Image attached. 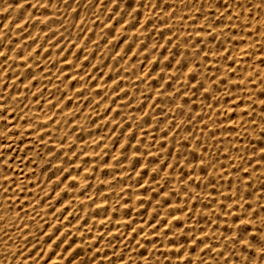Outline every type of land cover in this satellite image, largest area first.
<instances>
[{
    "label": "rangeland",
    "instance_id": "374dc122",
    "mask_svg": "<svg viewBox=\"0 0 264 264\" xmlns=\"http://www.w3.org/2000/svg\"><path fill=\"white\" fill-rule=\"evenodd\" d=\"M170 1L0 0V17L16 9V22L22 18L21 31L18 30L16 36L11 31L0 28V52L3 53L0 55V61L9 52L14 51L11 49L12 44H16V48L22 46L30 60L31 77L40 99L47 100L51 113L55 111L51 123L43 126V123L33 121L32 125L30 120L33 119L32 116L16 117L14 105L9 102L7 96L5 97L7 104H0L2 105L0 106V264H55V262L72 264L74 261H76L74 264L78 262V264H264V232L261 234L264 231L262 230L264 228V72H262L264 70V9H262L264 0ZM205 2L207 4H204ZM144 13L145 18L142 16ZM78 18L81 20L79 21ZM188 25L190 26L187 27ZM245 32L248 34H244ZM238 47H241L242 54L238 51ZM208 52L210 54H207ZM2 70L4 69L0 71V93L1 89L7 87V80L5 76L3 78L5 73ZM138 70L142 73H138ZM214 72H217L219 77ZM235 76L236 79H233ZM218 100H221L222 104L217 103ZM213 116L217 117L218 121ZM228 122L234 124L227 125ZM36 126L37 130H35ZM233 138L235 139L231 140ZM110 146H113V150ZM50 187L54 189L49 190ZM144 190L146 192H142ZM205 191H208V195ZM138 218L143 225L139 224ZM177 220L178 223L180 222L179 225ZM248 221L250 225L247 224ZM258 226L262 228H257ZM100 246H103V249ZM73 251L77 253L74 254ZM192 251L197 255L195 257L199 258H195ZM60 252H62L61 257L57 256ZM125 258H129L130 262L126 263Z\"/></svg>",
    "mask_w": 264,
    "mask_h": 264
},
{
    "label": "bare ground",
    "instance_id": "6f19581e",
    "mask_svg": "<svg viewBox=\"0 0 264 264\" xmlns=\"http://www.w3.org/2000/svg\"><path fill=\"white\" fill-rule=\"evenodd\" d=\"M11 1V0H10ZM12 1H14V0H12ZM21 1V0H20ZM130 1H132V0H130ZM134 1V0H133ZM171 1H173V0H171ZM170 1V2H171ZM189 1V0H188ZM240 1V0H239ZM207 2V1H206ZM204 3V4H207V3ZM218 2V1H217ZM217 2H216V4H217ZM223 2V1H222ZM257 2V1H256ZM259 2V1H258ZM7 3H9V1L7 2ZM76 3V2H75ZM74 3V4H75ZM108 3V2H107ZM141 3V2H140ZM249 3V2H248ZM260 3V2H259ZM1 4V3H0ZM31 4V3H30ZM111 4V3H110ZM189 4V3H188ZM212 4V3H211ZM96 5V4H95ZM103 5H105V4H103ZM179 5V4H178ZM18 6V5H17ZM29 6V5H28ZM28 6H27V8H28ZM141 6V5H140ZM154 6H156V5H154ZM157 6H159V5H157ZM163 6V5H162ZM186 6V5H185ZM188 6V5H187ZM256 6V5H255ZM92 7H93V5H92ZM231 7V6H230ZM244 7V6H243ZM12 8V7H11ZM10 8V9H11ZM84 8V7H83ZM148 8V7H147ZM157 8V7H156ZM162 8V7H161ZM160 8V10H162ZM170 8V7H169ZM206 8V7H205ZM220 8H221V6H220ZM97 9V8H96ZM102 9V8H101ZM106 9V8H105ZM117 9V8H116ZM185 9V8H184ZM237 10H238V8H236ZM262 9H264L263 7H262ZM38 10V9H37ZM149 10H151V9H149ZM160 10L158 11V12H160ZM188 10V9H187ZM232 10V9H231ZM2 11V10H1ZM11 11V10H10ZM7 12L8 14H6V13H4L1 17H0V28L2 29V30H4V31H11L12 32V34H16V32H18V30L19 31H21V26H22V24H21V21L20 20H22V18L19 20L18 19V21L16 22V15H15V13H16V9H12V11L11 12ZM44 11V10H43ZM46 11V10H45ZM84 11V10H83ZM193 11V10H192ZM191 11V12H192ZM196 11V10H195ZM233 11V10H232ZM263 11V10H262ZM38 12V11H37ZM148 12V11H147ZM235 12V11H234ZM245 12V11H244ZM21 13V12H20ZM33 13H34V11H33ZM148 13H150V12H148ZM164 13V12H163ZM194 13V12H193ZM198 13V12H197ZM233 13V12H232ZM237 13V12H236ZM255 13V12H254ZM253 13V14H254ZM264 13V12H263ZM77 14V13H76ZM107 14V13H106ZM122 14V13H121ZM128 15H129V12L127 13ZM126 14V16L128 17V15ZM155 14H156V12H155ZM160 14V13H159ZM199 14V13H198ZM221 14V13H220ZM227 14V13H226ZM225 14V15H226ZM248 14V13H247ZM251 14V13H250ZM26 15V14H25ZM25 15H24V17H25ZM31 15V14H30ZM40 15H41V13H40ZM98 15V14H97ZM144 15H145V13L142 15L143 17H144ZM147 15V14H146ZM164 15V14H163ZM4 16V17H3ZM18 16L19 15H17V18H18ZM22 16V15H21ZM100 16V15H99ZM150 16H152V15H150ZM156 16V15H155ZM165 16V15H164ZM163 16V17H164ZM191 16V15H190ZM244 16H245V14H244ZM259 16V15H258ZM23 17V16H22ZM23 17V18H24ZM37 17H39V16H37ZM81 17V16H80ZM97 17V16H96ZM122 17V16H121ZM182 17V16H181ZM201 17V16H200ZM211 17H212V15H211ZM235 17V16H234ZM20 18V17H19ZM33 18V17H32ZM41 18V17H40ZM125 18V17H124ZM142 18V17H141ZM145 18V17H144ZM143 18V19H144ZM184 18V17H183ZM252 18H253V16H252ZM34 19V18H33ZM79 19V18H78ZM142 19V20H143ZM165 19V18H164ZM188 19V18H187ZM263 19V18H262ZM261 18H260V20H262ZM65 20V19H64ZM81 19H79V21H80ZM137 20V19H136ZM224 20V19H223ZM259 20V19H258ZM79 21H77V24H78V22ZM169 21V20H168ZM181 21V20H180ZM243 21V20H242ZM248 21V20H247ZM29 22V21H28ZM54 22V21H53ZM72 22V21H71ZM82 22V21H81ZM112 22V21H111ZM179 22V21H178ZM225 22V21H224ZM253 22V21H252ZM259 22H262V21H259ZM121 23V22H120ZM139 23V22H138ZM142 23V22H141ZM140 23V24H141ZM163 23V22H162ZM185 23V22H184ZM221 23V22H220ZM37 24H38V22H37ZM37 24H36V26H37ZM43 24V23H42ZM76 24V25H77ZM116 24V23H115ZM114 24V25H115ZM125 24V23H124ZM143 24V23H142ZM153 24V23H152ZM174 24V23H173ZM176 24V23H175ZM186 24V23H185ZM259 24V23H258ZM106 25V24H105ZM146 25V24H145ZM160 25V24H159ZM164 25H166V24H164ZM212 25V24H211ZM224 25V24H223ZM227 25V24H226ZM259 25H261V24H259ZM68 26V25H67ZM139 26V25H138ZM142 26V25H141ZM163 26V25H162ZM168 26V25H167ZM185 26V25H184ZM190 25H188L187 27H189ZM115 27V26H114ZM126 27V26H125ZM219 27H220V25H219ZM26 28V27H25ZM138 28V27H137ZM163 28V27H162ZM238 28V27H237ZM236 28V29H237ZM261 28V27H260ZM44 29H45V27H44ZM72 29V28H71ZM70 29V30H71ZM75 29V28H74ZM96 29V28H95ZM125 29H127V28H125ZM139 29V28H138ZM185 29H186V26H185ZM188 29V28H187ZM224 29H225V27H224ZM258 29H259V27H258ZM31 30V29H30ZM67 30H68V28H67ZM69 30V31H70ZM173 30V29H172ZM175 30V29H174ZM189 30V29H188ZM207 30V29H206ZM249 30H251V29H249ZM252 30H253V28H252ZM260 30V29H259ZM29 31V30H28ZM56 31V30H55ZM117 31V30H116ZM123 31V30H122ZM126 31V30H125ZM137 31V30H136ZM154 31V30H153ZM238 31V30H237ZM237 31H236V33H237ZM262 31V30H261ZM53 32V31H52ZM67 32V31H66ZM156 32V31H155ZM191 32H193V31H191ZM196 32V31H195ZM199 32V31H198ZM243 32H244V30H243ZM251 32H253V31H251ZM260 32V31H259ZM0 33H1V31H0ZM10 33V32H9ZM73 33H74V31H73ZM87 33V32H86ZM124 33V32H123ZM157 33V32H156ZM197 33V32H196ZM241 33V32H240ZM247 32H245L244 34H246ZM71 34V33H70ZM97 34V33H96ZM139 34V33H138ZM150 34V33H149ZM248 34V33H247ZM8 35V34H7ZM131 35V34H130ZM148 35V34H147ZM154 35V34H153ZM193 35V34H192ZM16 36V35H15ZM28 36V35H27ZM71 36V35H70ZM78 36V35H77ZM125 36H128V35H125ZM150 36V35H149ZM173 36V35H172ZM210 36V35H209ZM239 36V35H238ZM19 37V36H18ZM85 37V36H84ZM83 37V38H84ZM115 37H116V32H115ZM153 37V36H152ZM155 37V36H154ZM181 37V36H180ZM202 37V36H201ZM211 37V36H210ZM235 37V36H234ZM243 37V36H242ZM246 37V36H245ZM62 38V37H61ZM181 38H183V37H181ZM190 38V37H189ZM209 38V37H208ZM224 38V37H223ZM244 38V37H243ZM58 39V38H57ZM77 38H75V40H76ZM113 39V38H112ZM155 39H156V37H155ZM155 39H154V41H155ZM210 39V38H209ZM212 39V38H211ZM227 39V38H226ZM225 39V40H226ZM110 40V39H109ZM150 40V39H149ZM157 40V39H156ZM200 40V39H199ZM253 40V39H252ZM257 40H258V37H257ZM261 40H262V37H261ZM13 41H15V40H13ZM44 41V40H43ZM104 41V40H103ZM119 41V40H118ZM180 41V40H179ZM245 41V40H244ZM243 41V42H244ZM255 41V40H254ZM109 42V41H108ZM137 42V41H136ZM135 42V43H136ZM153 42V41H152ZM164 42V41H163ZM209 42V41H208ZM238 43V46H239V40L237 41ZM241 42L242 41H240V44H241ZM251 42V41H250ZM3 43H4V41H3ZM30 43V42H29ZM125 43V42H124ZM158 43V42H157ZM167 43V42H166ZM184 43V42H183ZM197 43V42H196ZM217 43H218V40H217ZM233 43H235V42H233ZM32 44V43H31ZM35 44V43H34ZM188 44V43H187ZM198 44V43H197ZM212 44V43H211ZM229 44V43H228ZM256 44V43H255ZM260 45H262L261 43H259ZM30 45V44H29ZM78 45V44H77ZM127 45V44H126ZM140 45V44H139ZM148 45V44H147ZM150 45V44H149ZM177 45V44H176ZM186 45V44H185ZM205 45V44H204ZM221 45H223V44H221ZM116 46V45H115ZM118 46V45H117ZM136 46H138V45H136ZM158 46V45H157ZM201 46V45H200ZM217 46L218 47H220L218 44H217ZM247 46V45H246ZM99 47V46H98ZM121 48H122V46H120ZM131 47V46H130ZM180 47V46H179ZM194 47V46H193ZM229 47V46H228ZM30 48V47H29ZM116 48H118V47H116ZM133 48V47H132ZM136 48V47H135ZM174 48V47H173ZM203 48V47H202ZM201 48V49H202ZM207 48H209V47H207ZM222 48V47H221ZM239 48V50L238 51H240V48L241 47H238ZM260 48H261V46H260ZM11 49H14V51H12V52H9L8 53V55H6L5 56V58L3 59V58H1L2 60L0 61V71H1V69H4V73L5 74H3V78H4V76H5V80H7V87L6 88H4V89H1L2 91H1V93H0V104H7L6 102H5V97L7 96L8 97V99H10V103L12 104V105H14V110H15V113H16V117H19V115H30V116H32V118L33 119H30L31 120V122H32V125H33V121L35 122V121H37L38 123H43V126L45 125H47V124H49V123H51L52 121H53V115L55 116V111H53L52 113L50 112V107H49V104H48V102H47V100H42V99H40L41 97H40V94H39V92L37 91V88H36V86H35V84H34V80L32 79V77H31V65H30V60H29V58L27 57V55L25 54L26 52H25V50H23V48H22V46H18L17 48H16V44H12V46H11ZM99 49V48H98ZM177 49H178V47H177ZM200 49V50H201ZM210 49V48H209ZM1 50V49H0ZM101 50V49H100ZM99 50V51H100ZM120 50V49H119ZM118 50V51H119ZM129 50H131L130 48H129ZM180 50V49H179ZM219 50V49H218ZM221 50V49H220ZM219 50V51H220ZM228 50H229V48H228ZM249 50V49H248ZM259 50V49H258ZM3 51V50H2ZM107 51V50H106ZM124 51V50H123ZM133 52H134V49L132 50ZM132 51H130V52H132ZM204 51V50H203ZM207 51V50H206ZM217 51V50H216ZM222 51V50H221ZM260 51V50H259ZM111 52V51H110ZM129 52V51H128ZM132 52V53H133ZM209 52H210V50H209ZM207 53V54H210V53ZM232 52V51H231ZM241 52V51H240ZM248 52V51H247ZM99 53V52H98ZM166 53H167V51H166ZM197 53V52H196ZM217 53V52H216ZM239 53V52H238ZM249 53V52H248ZM251 53H253V52H251ZM250 53V54H251ZM260 53V52H259ZM7 54V53H6ZM70 54V53H69ZM117 54H119V52L117 53ZM131 54V53H130ZM136 54H138V53H136ZM154 54V53H153ZM173 54V53H172ZM188 54V53H187ZM241 54H242V52H241ZM255 54V53H254ZM36 55V54H35ZM70 55H72V54H70ZM85 55H86V53H85ZM116 55V54H115ZM127 55V54H126ZM134 55V54H133ZM224 55V54H223ZM247 55H249V54H247ZM261 55V54H260ZM125 56V55H124ZM128 56H129V54H128ZM131 56V55H130ZM137 56V55H136ZM146 56V55H145ZM186 56V55H185ZM204 56V55H203ZM226 56V55H225ZM231 56V55H230ZM235 56H236V54H235ZM241 56V55H240ZM251 55H249V57H250ZM2 57V56H1ZM67 57V56H66ZM65 57V58H66ZM69 57V56H68ZM71 57V56H70ZM126 57V56H125ZM221 57V56H220ZM220 57H219V59H220ZM223 57V56H222ZM238 57V56H237ZM256 57V56H255ZM261 57H262V55H261ZM64 58V57H63ZM95 58H96V56H95ZM137 58V57H136ZM147 58H149V57H147ZM185 58V57H184ZM197 58H199L198 56H197ZM206 58H210V57H208V56H206ZM234 58V57H233ZM232 58V59H233ZM46 59V58H45ZM56 59V58H55ZM125 59V58H124ZM134 59V58H133ZM174 59V58H173ZM211 59V58H210ZM216 59V58H215ZM221 59H223V58H221ZM240 59V58H239ZM252 59V58H251ZM250 59V60H251ZM68 60V59H67ZM107 60V59H106ZM127 60V59H126ZM141 60V59H140ZM152 60V59H151ZM189 60V59H188ZM190 60H192L191 58H190ZM203 60V59H202ZM233 60H235V58L233 59ZM256 60V59H255ZM97 61V60H96ZM132 61V60H131ZM138 61H139V59H138ZM145 61V60H144ZM144 61H142V62H144ZM148 61H150V60H148ZM174 61H175V59H174ZM205 61H207V59L205 60ZM228 61V60H227ZM237 61V60H236ZM239 61V60H238ZM256 61H258V60H256ZM54 62V61H53ZM68 62V61H67ZM75 62H77V61H75ZM74 62V63H75ZM125 62V61H124ZM123 62V63H124ZM136 62V61H135ZM134 62V63H135ZM151 62V61H150ZM171 62V61H170ZM176 62V61H175ZM191 62V61H190ZM195 62V61H194ZM229 62V61H228ZM69 63V62H68ZM105 63V62H104ZM129 63V62H128ZM145 63V62H144ZM162 62H160V64H161ZM222 63H223V61H222ZM221 63V64H222ZM230 63V62H229ZM228 63V64H229ZM234 63V62H233ZM256 63V62H255ZM64 64H66V63H64ZM95 64V63H94ZM141 64H143V63H141ZM148 64V63H147ZM154 64V63H153ZM164 64V63H163ZM174 64V63H173ZM188 64V63H187ZM224 64V63H223ZM227 64V63H226ZM240 64V63H239ZM254 63H252V65H253ZM145 65V64H144ZM152 65V64H151ZM171 65V64H170ZM234 65V64H233ZM66 66V65H65ZM70 66V65H69ZM89 66V65H88ZM139 66V65H138ZM141 66H143V65H141ZM247 66V65H246ZM82 67V66H81ZM121 67V66H120ZM147 67V66H146ZM170 67V66H169ZM178 67H180V65L178 66ZM261 67V66H260ZM33 68V67H32ZM83 68V67H82ZM81 68V69H82ZM90 68L91 67H89V70H90ZM148 68H151V67H148ZM147 68V69H148ZM165 68H168V67H165ZM208 68V67H207ZM233 68V67H232ZM249 68H251L252 69V67H249ZM262 68H263V64H262ZM262 68H260V69H262ZM56 69V68H55ZM139 69H141V68H139ZM144 69H146V68H144ZM189 69V68H188ZM251 69H249V71L251 70ZM107 70H108V68H107ZM106 70V71H107ZM120 70V69H119ZM171 70H173L172 68H171ZM206 70V69H205ZM232 70V69H231ZM139 71V70H138ZM209 71V70H208ZM211 71H213V69H211ZM222 71H223V69H222ZM262 71V70H261ZM8 72H9V74H8ZM38 72V71H37ZM50 72V71H49ZM144 72V71H143ZM148 72V71H147ZM146 72V73H147ZM218 73H219V71H217ZM217 72H214L215 74L217 73ZM227 72V71H226ZM255 72V71H254ZM262 72H264V70L262 71ZM1 73V72H0ZM132 73V72H131ZM138 73H142V72H138ZM186 73V72H185ZM204 73V72H203ZM217 73V75H218V77H219V74ZM37 74V73H36ZM82 74V73H81ZM117 74H119V73H117ZM129 74V73H128ZM174 74V73H173ZM223 74H225V73H223ZM83 75V74H82ZM101 75V74H100ZM110 75V74H109ZM149 75V74H148ZM147 75V76H148ZM162 75H163V73H162ZM231 75V74H230ZM237 75H238V73H237ZM252 75V74H251ZM254 75V74H253ZM36 76V75H35ZM52 76V75H51ZM143 76H144V73H143ZM147 76H146V78H147ZM177 76V75H176ZM185 76H187V75H185ZM212 76V75H211ZM210 76V77H211ZM216 76V75H215ZM260 76H261V73H260ZM68 77V76H67ZM83 77V76H82ZM89 77V76H88ZM103 77V76H102ZM112 77V76H111ZM148 77H150V76H148ZM162 77V76H161ZM160 77V78H161ZM250 77V76H249ZM262 77V76H261ZM94 78V77H93ZM126 78V77H125ZM131 78V77H130ZM145 78V77H144ZM205 78V77H204ZM225 78H226V76H225ZM230 78V77H229ZM238 78H239V76H238ZM132 79V78H131ZM134 79H136V78H134ZM195 79V78H194ZM218 79V78H217ZM233 79H236V76H235V78H233ZM4 80V79H3ZM91 80V79H90ZM162 80V79H161ZM185 80H186V78H185ZM203 80V79H202ZM220 80V79H219ZM218 80V81H219ZM99 81H101V80H99ZM120 81V80H119ZM176 81V80H175ZM222 81V80H221ZM225 81V80H224ZM248 81V80H247ZM63 82V81H62ZM103 82V81H102ZM122 82V81H121ZM126 82V81H125ZM161 82V81H160ZM164 82V81H163ZM162 82V84H164ZM186 82V81H185ZM203 82V81H202ZM215 82H217V81H215ZM240 82V81H239ZM264 82V81H263ZM95 83V82H94ZM168 83V82H167ZM175 83V82H174ZM218 83V82H217ZM230 83V82H229ZM250 83V82H249ZM72 84V83H71ZM74 84V83H73ZM88 84V83H87ZM120 84V83H119ZM128 84V83H127ZM160 84V83H159ZM173 84V83H172ZM193 84V83H192ZM241 84V83H240ZM243 84V83H242ZM264 84V83H263ZM77 85V84H76ZM123 85V84H122ZM238 85V84H237ZM42 86V85H41ZM71 86V85H70ZM93 86H95V85H93ZM125 86V85H124ZM221 86H222V84H221ZM233 86V85H232ZM235 86V85H234ZM233 86V87H234ZM122 87V86H121ZM179 87V86H178ZM209 87V86H208ZM263 87V86H262ZM47 88H48V86H47ZM72 88V87H71ZM95 88V87H94ZM98 88V87H97ZM171 88V87H170ZM211 88V87H210ZM218 88V87H217ZM227 88V87H226ZM235 88H236V86H235ZM13 89V90H12ZM15 89V90H14ZM113 89V88H112ZM158 89V88H157ZM176 89V88H175ZM187 89V88H186ZM185 89V90H186ZM43 90H44V88H43ZM66 90V89H65ZM71 90V89H70ZM141 90V89H140ZM210 90H212V89H210ZM215 89H213V91H214ZM228 90V89H227ZM229 90H230V88H229ZM233 90V89H232ZM235 90V89H234ZM238 90L240 91V86H239V88H238ZM99 91V90H98ZM200 91V90H199ZM213 91H212V94H213ZM225 91V90H224ZM236 91V90H235ZM44 92V94H45V91H43ZM100 92H102L101 90H100ZM131 92V91H130ZM155 92H156V90H155ZM222 92V91H221ZM226 92V91H225ZM229 92V91H228ZM231 92H233V91H231ZM243 92V91H242ZM245 92H246V90H245ZM67 93V92H66ZM70 93V92H69ZM78 94H79V91L77 92ZM117 93V92H116ZM137 93V92H136ZM187 93H188V91H187ZM208 93V92H207ZM216 93H218L217 91H216ZM230 93V92H229ZM234 93V92H233ZM49 94V93H48ZM76 94V93H75ZM82 94V93H81ZM98 94V93H97ZM110 94V93H109ZM210 94V93H209ZM214 94H215V92H214ZM223 94V93H222ZM261 94V93H260ZM260 94L258 95V96H260ZM56 95V94H55ZM58 95V94H57ZM60 95V94H59ZM100 95V94H99ZM102 95V94H101ZM172 95V94H171ZM187 95V94H186ZM211 95V94H210ZM262 95V94H261ZM51 96V95H50ZM81 96V95H80ZM136 96V95H135ZM206 96V95H205ZM235 96V95H234ZM233 96V97H234ZM75 97H77L76 95H75ZM145 97V96H144ZM150 97V96H149ZM154 97V96H153ZM178 97H179V95H178ZM207 97V96H206ZM217 97V96H216ZM236 97V96H235ZM262 97V96H261ZM55 98V97H54ZM118 98V97H117ZM167 98V97H166ZM202 98V97H201ZM205 98V97H204ZM203 98V99H204ZM258 98V97H257ZM51 99H52V96H51ZM75 99V98H74ZM196 99H198V98H196ZM209 99V98H208ZM224 99V98H223ZM226 99V98H225ZM229 99V98H228ZM250 99V98H249ZM117 100V99H116ZM151 100H152V96H151ZM192 100V99H191ZM202 100V99H201ZM61 101V100H60ZM75 101V100H74ZM105 101V100H104ZM120 101V100H119ZM139 101V100H138ZM216 101V100H215ZM238 101V100H237ZM93 102V101H92ZM111 102V101H110ZM151 102V101H150ZM219 102H221V100L219 101L218 100V102L217 103H219ZM87 103V102H86ZM224 103V102H223ZM238 103H239V101H238ZM237 103V104H238ZM243 103V102H242ZM70 104H71V102H70ZM126 104V103H125ZM147 104V103H146ZM199 104V103H198ZM206 104V103H205ZM221 104H222V102H221ZM68 105V104H67ZM216 105V104H215ZM1 107H2V105H0ZM71 106V105H70ZM74 106H75V104H74ZM88 106H89V104H88ZM97 106H100V105H97ZM103 106V105H102ZM153 106V105H152ZM232 107H233V105H231ZM235 106V105H234ZM260 106H262V105H260ZM68 107V106H67ZM109 107H111V106H109ZM205 107V106H204ZM214 107V106H213ZM212 107V108H213ZM229 107V106H228ZM231 107V108H232ZM10 108V107H9ZM8 108V109H9ZM61 108V107H60ZM133 108V107H132ZM169 108V107H168ZM186 108V107H185ZM196 108V107H195ZM230 108V109H231ZM236 108V107H235ZM6 109H7V107H6ZM63 109V108H62ZM66 109V108H65ZM64 109V110H65ZM91 108H89V110H90ZM95 109V108H94ZM101 109V108H100ZM144 109V108H143ZM142 109V110H143ZM194 109V108H193ZM206 109V108H205ZM222 109V108H221ZM220 109V110H221ZM232 109H234V108H232ZM244 109V108H243ZM53 110V109H52ZM93 110V109H92ZM91 110V111H92ZM145 110V109H144ZM261 110V109H260ZM8 111V110H7ZM6 111V112H7ZM118 111V110H117ZM167 111V110H166ZM201 111H202V108H201ZM227 111V110H226ZM233 111V110H232ZM232 111H230V112H232ZM240 111V110H239ZM250 111V110H249ZM5 112V113H6ZM73 112H75V111H73ZM97 112V111H96ZM110 113L112 112L111 110L109 111ZM119 112V111H118ZM129 112V111H128ZM186 112V111H185ZM229 112V114H231ZM8 113V112H7ZM58 113V112H57ZM106 113V112H105ZM116 113V112H115ZM138 113H139V111H138ZM142 113V112H141ZM140 113V114H141ZM218 113V112H217ZM73 114V113H72ZM102 114V113H101ZM124 114V113H123ZM145 114V113H144ZM147 114V113H146ZM228 114V113H227ZM238 114V113H237ZM240 114V113H239ZM7 115V114H6ZM104 115V114H103ZM196 115V114H195ZM259 115H261L260 113H259ZM9 116V115H8ZM107 116V115H106ZM115 116H117V115H115ZM149 116H150V114H149ZM211 116V115H210ZM225 116H228V115H225ZM235 116V115H234ZM237 116V115H236ZM15 117V118H16ZM26 117V116H25ZM151 117V116H150ZM207 117V116H206ZM214 117V116H213ZM30 118V117H29ZM65 118V117H64ZM85 118V117H84ZM104 118V117H103ZM212 118V117H211ZM215 118V120H216V118L217 117H214ZM213 118V119H214ZM227 118V117H226ZM232 118H234V117H232ZM9 119V118H8ZM63 119V118H62ZM99 119V118H98ZM112 119V118H111ZM198 119V118H197ZM220 119V118H219ZM230 119V118H229ZM10 120H11V118H10ZM21 120H24V119H21ZM61 120V119H60ZM101 120H103V119H101ZM115 120H117V119H115ZM122 120V119H121ZM142 120V119H141ZM212 120V119H211ZM222 120V119H221ZM230 120H232V119H230ZM235 120H236V118H235ZM14 121H15V119H14ZM29 121V120H28ZM99 121V120H98ZM176 121V120H175ZM177 121H178V119H177ZM180 121V120H179ZM198 121V120H197ZM216 121H218V120H216ZM224 121V120H223ZM222 121V122H223ZM20 122H22V121H20ZM62 122V121H61ZM95 122V121H94ZM97 122V121H96ZM131 122V121H130ZM213 122V121H212ZM221 122V123H222ZM233 122V121H232ZM17 123V122H16ZM26 123V122H25ZM30 123V122H29ZM120 123V122H119ZM122 123V122H121ZM155 123V122H154ZM211 123V122H210ZM224 123V122H223ZM21 124V123H20ZM198 124V123H197ZM208 124H209V122H208ZM218 124V123H217ZM231 125V124H234V123H227V125ZM236 124V123H235ZM23 125H24V121H23ZM93 125V124H92ZM109 125V124H108ZM150 125V124H149ZM184 125V124H183ZM194 125H195V123H194ZM213 125H214V123H213ZM226 125V124H225ZM226 125V126H227ZM241 125V124H240ZM41 126V125H40ZM168 126V125H167ZM225 126V127H226ZM232 126H234V125H232ZM25 127V126H24ZM114 127V126H113ZM128 127V126H127ZM199 127H200V124H199ZM214 127V126H213ZM238 127V126H237ZM36 129L35 130H37L38 128H37V126L35 127ZM43 128V127H42ZM107 128V127H106ZM172 128V130H173V127H171ZM211 128V127H210ZM223 128V127H222ZM242 128V127H241ZM29 129V128H28ZM54 129V128H53ZM84 129V128H83ZM202 129V128H201ZM219 129V128H218ZM229 129V128H228ZM237 129V128H236ZM20 130V129H19ZM58 130V129H57ZM108 130V129H107ZM131 130V129H130ZM141 130V129H140ZM150 130V129H149ZM222 130V129H221ZM233 130V129H232ZM257 130V129H256ZM26 131H27V129H26ZM213 131V130H212ZM225 132H226V130H224ZM229 131V130H228ZM255 131V130H254ZM260 131V130H259ZM25 132V131H24ZM33 132V131H32ZM70 132V131H69ZM108 132V131H107ZM107 132H105V133H107ZM113 132V131H112ZM139 132L140 131H138V134H139ZM159 132V131H158ZM209 132V131H208ZM35 133V132H34ZM74 133V132H73ZM94 133V132H93ZM118 133V132H117ZM149 133V132H148ZM150 133H151V131H150ZM153 133V132H152ZM176 133V132H175ZM236 133V132H235ZM33 134V133H32ZM70 134V133H69ZM97 134V133H96ZM113 134V133H112ZM138 134H137V136H138ZM146 134V133H145ZM196 134V133H195ZM205 134V133H204ZM208 134V133H207ZM211 134V133H210ZM25 135V134H24ZM28 135H29V133H28ZM40 135V134H39ZM42 135V134H41ZM40 135V136H41ZM103 135V134H102ZM126 135V134H125ZM125 135L123 136V137H125ZM180 135V134H179ZM200 135V134H199ZM217 135V134H216ZM247 135V134H246ZM250 135V134H249ZM260 135V134H259ZM36 136V135H35ZM80 136V135H79ZM84 136V135H83ZM110 136V135H109ZM122 136V135H121ZM136 136V137H137ZM158 136V135H157ZM176 136V135H175ZM213 136V135H212ZM29 137H31V135L29 136ZM34 137V136H33ZM43 137H44V135H43ZM128 137V136H127ZM159 137V136H158ZM203 137H204V135H203ZM230 137V136H229ZM53 138H54V136H53ZM86 138V137H85ZM129 138V137H128ZM152 138V137H151ZM228 138V137H227ZM232 138V137H231ZM42 139V138H41ZM96 139V138H95ZM138 139V138H137ZM179 139H180V137H179ZM235 138H233V139H231V140H234ZM105 140V139H104ZM113 140V139H112ZM123 138H122V144H123ZM166 140H167V138H166ZM225 140V139H224ZM227 140H229V139H227ZM240 140V139H239ZM248 140V139H247ZM81 141V140H80ZM146 141V140H145ZM147 141H148V139H147ZM167 141H169V140H167ZM208 141V140H207ZM34 142V141H33ZM134 142V141H133ZM197 142V141H196ZM195 142V143H196ZM199 142V141H198ZM217 142H218V140H217ZM241 142V141H240ZM251 142V141H250ZM259 142V141H258ZM257 142V143H258ZM37 143V142H36ZM56 143V142H55ZM103 143V142H102ZM110 143V142H109ZM116 143V142H115ZM120 143V142H119ZM137 143V142H136ZM232 143H233V141H232ZM27 144V143H26ZM34 144V143H33ZM43 144H45V143H43ZM88 144V143H87ZM111 144V143H110ZM134 144V143H133ZM143 144H145V143H143ZM152 144H153V142H152ZM156 144V143H155ZM167 144V143H166ZM199 144V143H198ZM211 144V143H210ZM259 144V143H258ZM8 145V144H7ZM42 145V144H41ZM52 145V144H51ZM121 145V144H120ZM149 145V144H148ZM182 145V144H181ZM249 145H250V143H249ZM34 146V145H33ZM102 146H105V145H102ZM142 146H144V145H142ZM160 146V145H159ZM167 146V145H166ZM196 146V145H195ZM230 146V145H229ZM82 147V146H81ZM93 146H91V148H92ZM110 147H112V150H113V146H110ZM117 147V146H116ZM131 147V146H130ZM156 147V146H155ZM46 148H47V146H46ZM103 148V147H102ZM134 148V147H133ZM136 148V147H135ZM168 148V147H167ZM181 148H183V147H181ZM203 148V147H202ZM213 148V147H212ZM216 148V147H215ZM226 148H227V146H226ZM117 149V148H116ZM131 149H132V147H131ZM156 149H158V148H156ZM195 149V148H194ZM209 149V148H208ZM258 149V148H257ZM20 150V149H19ZM34 150V149H33ZM49 150V149H48ZM53 150V149H52ZM75 150V149H74ZM118 150V149H117ZM170 150V149H169ZM173 150V149H172ZM185 150V149H184ZM240 150V149H239ZM238 150V152H240ZM54 151V150H53ZM92 151V150H91ZM96 151V150H95ZM126 151V150H125ZM134 151V150H133ZM234 151V150H233ZM249 151H251V150H249ZM264 151V150H263ZM80 152V151H79ZM103 152H105V151H103ZM130 152H131V150H130ZM135 152V151H134ZM203 152V151H202ZM234 152H236V151H234ZM234 152H232V153H234ZM36 153V152H35ZM39 153V152H38ZM41 153V152H40ZM49 153V152H48ZM83 153V152H82ZM208 153V152H207ZM230 153V152H229ZM244 153H246V152H244ZM50 154V153H49ZM79 154V153H78ZM213 154V153H212ZM10 155V154H9ZM30 155V154H29ZM35 155V154H34ZM38 155V154H37ZM36 155V156H37ZM80 155H82V154H80ZM102 155V154H101ZM110 155V154H109ZM144 155V154H143ZM155 155H156V153H155ZM163 155V154H162ZM177 155V154H176ZM204 155H205V153H204ZM217 155V154H216ZM244 155V154H243ZM117 156V155H116ZM164 156V155H163ZM238 156H239V154H238ZM256 156V155H255ZM263 156V155H262ZM19 157V156H18ZM27 157H28V153H27ZM26 157V158H27ZM71 157V156H70ZM94 157V156H93ZM100 157V156H99ZM143 157V156H142ZM170 157V156H169ZM209 157V156H208ZM230 157V156H229ZM241 156H239V158H240ZM257 157H258V155H257ZM260 157H261V155H260ZM264 157V156H263ZM263 157H262V159H263ZM36 158V157H35ZM52 158V157H51ZM82 158V157H81ZM92 158V157H91ZM122 158V157H121ZM199 158H200V156H199ZM205 158H207V157H205ZM216 158V157H215ZM236 158H238V157H236ZM19 159V158H18ZM24 159V158H23ZM38 159H40V157L38 158ZM56 159V158H55ZM76 159V158H75ZM84 159V158H83ZM112 159V158H111ZM153 159V158H152ZM197 159V158H196ZM201 159V158H200ZM259 159V158H258ZM258 159H256V160H258ZM261 159V158H260ZM37 160V159H36ZM87 160V159H86ZM93 160V159H92ZM96 160V159H95ZM102 160V159H101ZM129 160V159H128ZM154 160V159H153ZM199 160V159H198ZM216 160V159H215ZM214 160V161H215ZM242 160V159H241ZM240 160V161H241ZM25 161V160H24ZM24 161L22 162V163H24ZM42 161V159L40 160V162ZM50 161V160H49ZM56 161H58V160H56ZM91 161V160H90ZM109 161V160H108ZM111 161V160H110ZM144 161V160H143ZM142 161V162H143ZM167 161V160H166ZM193 161V160H192ZM35 162V161H34ZM38 162V161H37ZM58 162H60V161H58ZM67 162V161H66ZM65 162V163H66ZM182 162V161H181ZM211 162V161H210ZM234 162H235V160H234ZM238 162V161H237ZM243 162H245V161H243ZM17 163V162H16ZM15 163V164H16ZM84 163V162H83ZM109 163H111V162H109ZM133 163V162H132ZM143 163H145V162H143ZM160 163V162H159ZM183 163V162H182ZM190 163V162H189ZM206 163V162H205ZM242 163V162H241ZM14 164V165H15ZM73 164V163H72ZM86 164V163H85ZM85 164L83 165V166H85ZM95 164V163H94ZM186 164V163H185ZM240 164V163H239ZM17 165H18V163H17ZM42 165V164H41ZM56 165V164H55ZM75 165V164H74ZM87 165V164H86ZM89 165V164H88ZM121 165V164H120ZM146 165V164H145ZM167 165V164H166ZM168 165H170V162H169V164ZM174 165V164H173ZM172 165V166H173ZM211 165V164H210ZM241 165V164H240ZM264 165V164H263ZM22 166H24V165H22ZM21 166V167H22ZM28 166V165H27ZM32 166V165H31ZM82 166V165H81ZM208 166V165H207ZM219 167H220V165H218ZM228 166V165H227ZM245 166H246V164H245ZM18 167H19V165H18ZM26 167V166H25ZM24 167V168H25ZM39 167V166H38ZM139 167H141V166H139ZM138 167V168H139ZM218 167V168H219ZM241 167V166H240ZM102 168V167H101ZM124 168V167H123ZM167 168H168V166H167ZM166 168V169H167ZM195 168V167H194ZM253 168H255V165H254V167ZM263 168V167H262ZM18 169H20V168H18ZM23 169V168H22ZM26 169V168H25ZM40 169V168H39ZM54 169V168H53ZM80 169V168H79ZM92 169V168H91ZM120 169V168H119ZM131 169V168H130ZM182 169V168H181ZM192 169H193V167H192ZM221 169H222V167H221ZM30 170H33V169H30ZM49 170V169H48ZM99 170V169H98ZM133 170V169H132ZM137 170V169H136ZM168 170V169H167ZM167 170H166V173H167ZM228 170V169H227ZM244 170V169H243ZM247 171H249L248 169H246ZM253 170V169H252ZM24 171H26V170H24ZM57 171V170H56ZM55 171V172H56ZM91 171V170H90ZM131 171V170H130ZM188 171H189V168H188ZM224 171V170H223ZM230 171H232V170H230ZM245 171V170H244ZM250 171H251V168H250ZM264 171V170H263ZM28 172V171H27ZM30 172V171H29ZM53 172H54V170H53ZM58 172V171H57ZM84 172H85V170H84ZM147 172V171H146ZM175 172H177V171H175ZM214 172V171H213ZM82 173H83V171H82ZM94 173V172H93ZM106 173V172H105ZM122 173V172H121ZM207 173H209V172H207ZM222 173V172H221ZM244 173H246V172H244ZM258 173V172H257ZM53 174V173H52ZM56 174V173H55ZM58 174V173H57ZM69 174H72V173H69ZM89 174V173H88ZM112 174V173H111ZM117 174H118V172H117ZM135 174V173H134ZM141 174V173H140ZM174 174H176L177 175V173H174ZM247 174V173H246ZM28 175V174H27ZM39 175V174H38ZM75 175H76V173H75ZM136 175V174H135ZM144 175V174H143ZM201 175V174H200ZM204 175V174H203ZM257 175V174H256ZM22 176H23V174H22ZM50 176V175H49ZM54 176V175H53ZM86 176V175H85ZM92 176V175H91ZM121 176V175H120ZM146 176V175H145ZM149 176V175H148ZM181 176V175H180ZM179 176V177H180ZM198 176V175H197ZM206 176V175H205ZM248 176V175H247ZM261 176V175H260ZM259 176V177H260ZM24 177V176H23ZM28 177V176H27ZM34 177V176H33ZM45 177V176H44ZM55 177H57V176H55ZM63 177V176H62ZM61 177V179H63ZM99 177H101V176H99ZM110 177H112V176H110ZM147 177V176H146ZM177 177V176H176ZM186 177V176H185ZM199 177V176H198ZM217 177V176H216ZM1 178H2V176H1ZM18 178H20V177H18ZM26 178V177H25ZM47 178V177H46ZM45 178V179H46ZM52 178V177H51ZM133 178H134V175H133ZM23 179V178H22ZM37 179V178H36ZM44 179V180H45ZM97 179V178H96ZM110 179V178H109ZM147 179V178H146ZM146 179H145V184H146ZM172 179V178H171ZM174 179V178H173ZM196 179V178H195ZM201 179H202V177H201ZM262 179V178H261ZM19 180V179H18ZM26 180H27V178H26ZM28 180H29V177H28ZM68 180V179H67ZM112 180V179H111ZM222 180V179H221ZM23 181V180H22ZM21 181V182H22ZM50 181V180H49ZM48 181V182H49ZM64 181V180H63ZM86 181V180H85ZM104 181V180H103ZM117 181V180H116ZM121 181V180H120ZM173 181V180H172ZM175 181H177V179L175 180ZM220 181V180H219ZM236 181V180H235ZM24 182V181H23ZM26 182V181H25ZM24 182V183H25ZM33 182V181H32ZM38 182V181H37ZM55 182V181H54ZM56 182H57V180H56ZM123 182V181H122ZM170 182V181H169ZM225 182V181H224ZM232 182V181H231ZM28 183V182H27ZM44 183H45V181H44ZM53 183V182H52ZM68 183V182H67ZM104 184L106 183V182H103ZM114 183V182H113ZM216 183H217V181H216ZM247 183H248V181H247ZM257 183H259V182H257ZM22 184V183H21ZM61 184V183H60ZM70 184H72V183H70ZM222 183H220V185H221ZM236 184V183H235ZM263 184V183H262ZM24 185H26V184H24ZM24 185H21V186H24ZM38 185V184H37ZM36 185V186H37ZM46 185V184H45ZM48 185H50V184H48ZM57 185V184H56ZM77 185V184H76ZM131 185V184H130ZM144 185V184H143ZM201 185V184H200ZM29 186H31V185H29ZM92 186V185H91ZM140 186V185H139ZM174 186H175V184H174ZM193 186V185H192ZM195 186V185H194ZM241 186V185H240ZM261 186H263V185H261ZM25 187H27V186H25ZM33 187V186H32ZM48 187V186H47ZM52 187V186H51ZM51 187L50 188H48L49 190H52V189H54L55 188V186H54V188H52L51 189ZM57 187V186H56ZM64 187H66L65 185H64ZM201 187V186H200ZM199 187V188H200ZM204 187V186H203ZM231 188H232V186H230ZM253 187H255V186H253ZM62 188V187H61ZM76 188V187H75ZM88 188V187H87ZM104 188V187H103ZM37 189V188H36ZM35 189V190H36ZM63 189V188H62ZM79 189V188H78ZM86 189V188H85ZM134 189V188H133ZM220 189V188H219ZM38 190V189H37ZM36 190V191H37ZM61 190V189H60ZM106 190V189H105ZM145 190H147V189H145ZM142 191V192H146V191ZM149 190V189H148ZM147 190V191H148ZM212 190V189H211ZM216 190V189H215ZM226 190V189H225ZM231 190V189H230ZM33 191V194L35 193L34 192V189L32 190ZM48 191V190H47ZM65 191V190H64ZM94 191V190H93ZM194 191V190H193ZM218 191V190H217ZM28 192H29V190H28ZM56 192H57V190H56ZM95 193H96V191H94ZM93 192V193H94ZM208 192V191H207ZM206 191H205V193H207ZM232 192V191H231ZM235 192V191H234ZM247 192V191H246ZM60 193V192H59ZM77 193V192H76ZM83 193V192H82ZM81 193V194H82ZM120 193V192H119ZM230 193V192H229ZM29 194H30V192H29ZM37 194V193H36ZM35 194V195H36ZM49 194V193H48ZM58 194V193H57ZM80 194V195H81ZM118 194V193H117ZM126 194V193H125ZM157 194V193H156ZM156 194H154V195H156ZM163 194H164V192H163ZM195 194V193H194ZM218 194H220V193H218ZM224 194V193H223ZM258 194H260V192L258 193ZM77 195H79V194H77ZM95 195V194H94ZM111 195V194H110ZM206 195V194H205ZM207 195H208V193H207ZM229 195V194H228ZM31 195H29V197H30ZM61 196V195H60ZM73 196V195H72ZM100 196V195H99ZM118 196V195H117ZM116 196V197H117ZM121 196V195H120ZM119 196V197H120ZM144 196V195H143ZM158 196V195H157ZM175 196V195H174ZM191 196V195H190ZM203 196V195H202ZM233 196V195H232ZM245 196V195H244ZM259 196V195H258ZM34 197H36V196H34ZM56 197V196H55ZM54 197V198H55ZM62 197V196H61ZM65 197V196H64ZM70 197V196H69ZM83 197H84V195H83ZM87 197V196H86ZM156 197V196H155ZM185 197H186V195H185ZM204 197V196H203ZM228 197V196H227ZM238 197V196H237ZM236 197V199H238ZM50 198V197H49ZM95 198V197H94ZM114 198V197H113ZM118 198V197H117ZM191 198V197H190ZM205 198H207V197H205ZM218 198H219V196H218ZM229 198V197H228ZM28 199H31V198H28ZM34 199V198H33ZM58 199H60L59 197H58ZM69 199V198H68ZM82 199V198H81ZM119 199V198H118ZM136 199V198H135ZM196 199V198H195ZM221 199V198H220ZM232 199H234V198H232ZM261 199V198H260ZM26 200V199H25ZM32 200V199H31ZM84 200V199H83ZM134 200V199H133ZM210 200V199H209ZM208 200V201H209ZM256 200V199H255ZM264 200V199H263ZM39 201V200H38ZM98 201V200H97ZM141 201H143V200H141ZM167 201V200H166ZM176 201V200H175ZM233 201V200H232ZM237 201V200H236ZM240 201V200H239ZM257 201H260V200H257ZM54 202H56V201H54ZM57 202H58V200H57ZM118 202V201H117ZM126 202V201H125ZM144 202V201H143ZM158 202V201H157ZM211 202V201H210ZM229 202V201H228ZM241 202V201H240ZM30 203H31V201H30ZM168 203V202H167ZM58 204V203H57ZM189 204V203H188ZM205 204V203H204ZM218 204V203H217ZM240 204V203H239ZM89 205V204H88ZM87 205V206H88ZM191 205V204H190ZM231 205V204H230ZM241 205V204H240ZM56 206V205H55ZM135 205H133V207H134ZM179 206H180V204H179ZM194 206V205H193ZM201 206H204V205H201ZM200 206V207H201ZM192 207V206H191ZM207 207V206H206ZM227 207H228V205H227ZM235 207V206H234ZM239 207H241V206H239ZM243 207H245L244 205H243ZM249 207V206H248ZM76 208V207H75ZM110 208V207H109ZM209 208V207H208ZM220 208V207H219ZM231 208H232V206H231ZM56 209H58V207L56 208ZM79 209V208H78ZM99 209V208H98ZM114 209H116V208H114ZM182 209V208H181ZM202 209V208H201ZM239 209V208H238ZM237 209V210H238ZM65 210V209H64ZM110 210V209H109ZM120 210V209H119ZM255 210V209H254ZM100 211V210H99ZM131 211V210H130ZM134 211V210H133ZM164 211V210H163ZM182 211H184V209L182 210ZM182 211H181V213H182ZM187 211V210H186ZM189 211V210H188ZM196 211V213H197V210H195ZM216 211V210H215ZM231 211V210H230ZM239 211V210H238ZM237 211V212H238ZM66 212V211H65ZM73 212V211H72ZM105 212V211H104ZM125 212V211H124ZM177 212V211H176ZM225 212V211H224ZM234 212V211H233ZM236 212V213H237ZM253 212V211H252ZM251 212V213H252ZM57 213H58V211H57ZM80 213V212H79ZM96 213V212H95ZM111 213V212H110ZM114 213V212H113ZM119 214H120V212H118ZM131 213V212H130ZM193 213V212H192ZM209 213V212H208ZM213 213V212H212ZM221 213V212H220ZM228 213V212H227ZM230 213V212H229ZM46 214V213H45ZM93 214V213H92ZM106 214V213H105ZM109 214V213H108ZM122 214V213H121ZM125 214V213H124ZM171 214V213H170ZM44 215V214H43ZM79 215V214H78ZM88 215V214H87ZM148 215H149V211H148ZM147 215V216H148ZM175 215V214H174ZM195 216H196V214H194ZM201 215V214H200ZM214 215H215V213H214ZM225 215V214H224ZM223 215V216H224ZM253 215V214H252ZM252 215H250V216H252ZM262 215V214H261ZM56 216H58V215H56ZM108 216H110V215H108ZM116 216V215H115ZM123 216V215H122ZM125 216V215H124ZM129 216V215H128ZM132 216V215H131ZM135 216V215H134ZM173 216V215H172ZM223 216H222V219H223ZM53 217H54V215H53ZM62 217V216H61ZM65 217V216H64ZM66 217H67V215H66ZM98 217V216H97ZM103 217V216H102ZM168 217V216H167ZM170 217V216H169ZM208 217H209V215H208ZM215 217V216H214ZM42 218V217H41ZM56 218V217H55ZM55 218H53V219H55ZM70 218V217H69ZM86 218V217H85ZM155 218V217H154ZM184 218V217H183ZM195 218V217H194ZM229 218V217H228ZM227 218V219H228ZM245 218V217H244ZM251 218H253V217H251ZM52 219V218H51ZM60 219V218H59ZM58 219V220H59ZM70 219H72V218H70ZM106 219V218H105ZM130 219V218H129ZM139 219L140 218H138V222H139ZM170 219V218H169ZM185 219V218H184ZM191 219V218H190ZM190 219H189V221H190ZM246 220H247V218H245ZM48 220V219H47ZM57 220V221H58ZM65 220V219H64ZM83 220V219H82ZM92 220V219H91ZM104 220V219H103ZM198 220V219H197ZM232 220H234V218H232ZM231 220V221H232ZM249 220H251V219H249ZM70 221V220H69ZM68 221V222H69ZM74 221V220H73ZM106 221V220H105ZM135 221V220H134ZM192 221V220H191ZM213 221V220H212ZM216 221V220H215ZM235 221V220H234ZM72 222V221H71ZM79 222V221H78ZM91 222V221H90ZM118 222H119V220H118ZM142 222V221H141ZM141 222H139V224L141 223ZM169 222V221H168ZM168 222H167V224H168ZM188 222V221H187ZM195 222H196V220H195ZM240 222V221H239ZM238 222V223H239ZM62 223V222H61ZM165 223V222H164ZM177 223H178V220H177ZM180 223V222H179ZM179 223L177 224V225H179ZM185 223V222H184ZM193 222H191V224H192ZM199 223V222H198ZM197 223V224H198ZM209 223V222H208ZM250 223V221H248V223L247 224H249ZM52 224V223H51ZM64 224V223H63ZM85 224V223H84ZM116 224V223H115ZM114 224V227L116 226ZM142 224V223H141ZM186 224V223H185ZM194 224H196V223H194ZM204 224V223H203ZM230 224V223H229ZM237 224V223H236ZM255 224H256V222H255ZM64 225H66V224H64ZM63 225V226H64ZM74 225H75V223H74ZM80 225V224H79ZM98 225V224H97ZM143 225V224H142ZM181 225V224H180ZM250 225V224H249ZM253 225V224H252ZM70 226H71V223H70ZM69 226V227H70ZM86 226V225H85ZM89 226H93L92 224L90 225L89 224ZM88 226V227H89ZM159 226V225H158ZM209 226V225H208ZM45 227H46V225H45ZM48 227V226H47ZM78 227V229H80V227L79 226H77ZM130 227V226H129ZM157 227V226H156ZM155 227V228H156ZM175 227H177V226H175ZM181 227V226H180ZM197 227V226H196ZM233 227H235V226H233ZM233 227H231L232 229H234ZM247 227V226H246ZM255 227H256V225H255ZM262 228L261 226H258L257 228ZM51 228V227H50ZM49 228V229H50ZM60 228V227H59ZM93 228V227H92ZM160 228V227H159ZM163 228V227H162ZM221 228V227H220ZM48 229V230H49ZM96 229H97V227H96ZM95 229V230H96ZM133 229V228H132ZM208 229V228H207ZM245 229V228H244ZM250 229V228H249ZM253 229H254V227H253ZM264 228H262V230H263ZM43 230V229H42ZM45 230V229H44ZM58 230V229H57ZM67 229H65V231H66ZM99 230V229H98ZM143 230V229H142ZM221 230V229H220ZM222 230H223V228H222ZM53 231V230H52ZM74 231V230H73ZM82 231V230H81ZM84 231V230H83ZM176 231V230H175ZM200 231V230H199ZM209 231H210V229H209ZM225 231V230H224ZM227 231H228V229H227ZM234 231H235V229H234ZM242 231V230H241ZM247 231V230H246ZM260 231V230H259ZM33 232V231H32ZM48 232V231H47ZM68 232V231H67ZM105 232V231H104ZM128 232V231H127ZM253 232V231H252ZM263 232L264 231H262V233L261 234H263ZM54 233H55V231H54ZM129 233H130V230H129ZM172 233V232H171ZM187 233V232H186ZM207 233V232H206ZM205 233V234H206ZM46 234V233H45ZM50 234V233H49ZM60 234V233H59ZM138 234V233H137ZM152 234V233H151ZM193 234V233H192ZM210 234V233H209ZM260 234V233H259ZM51 235V234H50ZM49 235V236H50ZM61 235V234H60ZM64 235H65V233H64ZM91 235V234H90ZM95 235V234H94ZM140 235V234H139ZM147 235V234H146ZM159 235V234H158ZM178 235V234H177ZM228 235V234H227ZM264 235V234H263ZM44 236H46V235H44ZM160 236V235H159ZM212 236V235H211ZM64 237H67V236H64ZM83 237V236H82ZM84 237H86V236H84ZM126 237V236H125ZM146 237V236H145ZM151 237V236H150ZM190 237V236H189ZM45 238V237H44ZM58 238V237H57ZM62 238V237H61ZM73 238V237H72ZM104 238V237H103ZM212 238V237H211ZM70 239V238H69ZM68 239V240H69ZM100 239V238H99ZM102 239V238H101ZM151 239V238H150ZM221 239V238H220ZM261 239H262V237H261ZM51 240V239H50ZM62 240H64V238H62ZM61 239H60V241H62ZM71 240V239H70ZM88 240V239H87ZM118 240V239H117ZM155 240H156V238H155ZM55 241H57V240H55ZM97 241H98V239H97ZM129 241V240H128ZM183 241V240H182ZM222 241V239L220 240V242ZM67 242V241H66ZM65 242V243H66ZM72 242H74V241H72ZM112 242V241H111ZM136 242V241H135ZM178 242V241H177ZM199 242H200V240H199ZM211 242V241H210ZM69 243V242H68ZM95 242H93V244H94ZM99 243V242H98ZM97 243V244H98ZM114 243V242H113ZM54 244H56V242H54ZM53 244V245H54ZM60 244V243H59ZM70 244V243H69ZM88 244V243H87ZM86 244V245H87ZM119 244V243H118ZM155 244V243H154ZM212 245H213V243H211ZM228 244V243H227ZM236 244V243H235ZM249 244V243H248ZM50 245V244H49ZM52 245V244H51ZM57 245V244H56ZM66 245V244H65ZM127 245V244H126ZM164 245H165V242H164ZM173 245V244H172ZM181 245V244H180ZM179 245V246H180ZM189 245H190V243H189ZM104 246V245H103ZM102 246V247H103ZM120 246V245H119ZM139 246V245H138ZM215 246V245H214ZM243 246V245H242ZM242 246H240V248L242 247ZM250 246V245H249ZM52 247V246H51ZM90 247H91V245H90ZM101 246H100V248H102ZM105 247V246H104ZM168 247V246H167ZM188 247V246H187ZM235 247H236V245H235ZM239 247V246H238ZM237 247V248H238ZM62 248H64V247H62ZM178 248V247H177ZM177 248H176V250H177ZM184 248V247H183ZM225 248V247H224ZM239 248V249H240ZM246 248H248V246H246ZM254 248V247H253ZM264 248V247H263ZM49 249V248H48ZM51 249V248H50ZM54 249V248H53ZM52 249V250H53ZM72 249V248H71ZM87 249V248H86ZM103 249V248H102ZM162 249V248H161ZM165 249H166V247H165ZM197 249V248H196ZM204 249V248H203ZM206 249V248H205ZM243 249H244V247H243ZM56 250V249H55ZM67 250V249H66ZM81 250V249H80ZM124 250V249H123ZM131 250V249H130ZM212 250V249H211ZM218 250V249H217ZM224 250V249H223ZM254 250H255V248H254ZM49 251V250H48ZM77 251H79V249L77 250ZM84 251V250H83ZM150 251V250H149ZM152 251V250H151ZM200 251V250H199ZM240 251H241V249H240ZM51 252H53V251H51ZM64 252V251H63ZM71 252V251H70ZM74 252V251H73ZM72 252V253H73ZM76 252V251H75ZM75 252H74V254H75ZM88 252H90V251H88ZM87 252V253H88ZM102 252V251H101ZM119 252V251H118ZM144 252V251H143ZM169 252V251H168ZM184 252L186 253V251L184 250ZM195 252V251H194ZM207 252V251H206ZM221 252V251H220ZM227 252V251H226ZM255 252V251H254ZM257 252H259V251H257ZM55 253V252H54ZM62 252H60L59 254H57V256L59 255V257H61L60 256V254H61ZM77 253V252H76ZM107 253V252H106ZM131 253V252H130ZM192 253H193V251H192ZM219 253V252H218ZM217 253V254H218ZM223 253V252H222ZM232 253V252H231ZM256 253V252H255ZM84 254H86V253H84ZM99 254V253H98ZM117 254V253H116ZM120 254V253H119ZM146 254V253H145ZM194 254V253H193ZM203 254V253H202ZM205 254V253H204ZM212 254V253H211ZM240 253H238V249H237V255H239ZM253 254V253H252ZM258 254V253H257ZM63 255V254H62ZM97 255V254H96ZM106 255V254H105ZM126 255V254H125ZM137 255V254H136ZM70 256V255H69ZM88 256V255H87ZM90 256V255H89ZM94 256V255H93ZM130 256H132L131 254H130ZM129 256V257H130ZM175 256V255H174ZM181 256H184V255H182L181 254ZM195 256H197V255H195L194 254V257ZM216 256V255H215ZM247 256V255H246ZM256 256V255H255ZM54 257V256H53ZM68 257V256H67ZM67 257H65V259L67 258ZM74 257V256H73ZM76 257H77V255H76ZM85 257V256H84ZM102 257V256H101ZM116 257H117V255H116ZM193 257V258H194ZM220 257H221V255H220ZM87 258V257H86ZM86 258L85 259H83L84 261L86 260ZM181 258V257H180ZM195 258H199V257H195ZM240 258V257H239ZM256 258V257H255ZM254 258V259H255ZM10 259V258H9ZM53 259V258H52ZM58 259V258H57ZM62 259V258H61ZM60 259V260H61ZM68 259V258H67ZM69 259H70V257H69ZM77 259V258H76ZM82 259V258H81ZM81 259H80V261H81ZM117 259V258H116ZM129 259V258H128ZM128 259H126L125 258V260H126V263L128 262H130ZM153 259V258H152ZM177 259V258H176ZM183 259V258H182ZM187 259V258H186ZM243 259V258H242ZM245 259V258H244ZM72 260H73V258H72ZM93 260V259H92ZM95 260H96V258H95ZM113 260H115V259H113ZM128 260V261H127ZM133 260V259H132ZM181 260V259H180ZM204 260V259H203ZM216 260V259H215ZM225 260V259H224ZM54 261H56L55 259H54ZM54 261H52V262H54ZM79 261V260H78ZM122 261V260H121ZM256 261V260H255ZM48 262V261H47ZM60 262V261H59ZM68 262H70V261H68ZM74 262H76V261H74ZM74 262L72 263V264H74ZM99 262H101V261H99ZM242 262H243V260H242ZM79 263V262H78ZM77 263V264H78ZM92 263V262H91ZM102 263V262H101ZM139 263V262H138ZM190 263V262H189ZM206 263V262H205ZM213 263H215V262H213ZM233 263V262H232ZM51 264V263H50ZM55 264H58V263H56L55 262ZM60 264V263H59ZM62 264V263H61ZM68 264V263H67ZM104 264V263H103ZM112 264V263H111ZM117 264H119V263H117ZM123 264V263H122ZM188 264V263H187ZM252 264V263H251ZM254 264V263H253Z\"/></svg>",
    "mask_w": 264,
    "mask_h": 264
},
{
    "label": "snow or ice",
    "instance_id": "6c2138e0",
    "mask_svg": "<svg viewBox=\"0 0 264 264\" xmlns=\"http://www.w3.org/2000/svg\"><path fill=\"white\" fill-rule=\"evenodd\" d=\"M0 55H3V53H2V52H0Z\"/></svg>",
    "mask_w": 264,
    "mask_h": 264
}]
</instances>
